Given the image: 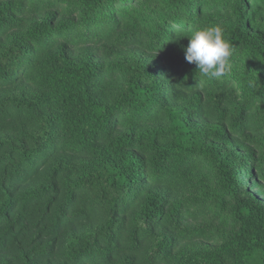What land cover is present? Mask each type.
<instances>
[{
  "label": "trees",
  "instance_id": "trees-1",
  "mask_svg": "<svg viewBox=\"0 0 264 264\" xmlns=\"http://www.w3.org/2000/svg\"><path fill=\"white\" fill-rule=\"evenodd\" d=\"M0 264H264V0H0Z\"/></svg>",
  "mask_w": 264,
  "mask_h": 264
},
{
  "label": "clouds",
  "instance_id": "clouds-1",
  "mask_svg": "<svg viewBox=\"0 0 264 264\" xmlns=\"http://www.w3.org/2000/svg\"><path fill=\"white\" fill-rule=\"evenodd\" d=\"M183 37L189 38V43L184 50L185 59L188 63L196 65L201 77L215 79L226 74L230 68V58L234 48L225 38L221 25L197 27Z\"/></svg>",
  "mask_w": 264,
  "mask_h": 264
},
{
  "label": "rangeland",
  "instance_id": "rangeland-1",
  "mask_svg": "<svg viewBox=\"0 0 264 264\" xmlns=\"http://www.w3.org/2000/svg\"><path fill=\"white\" fill-rule=\"evenodd\" d=\"M249 181L251 182V184H253V179L251 177L249 178Z\"/></svg>",
  "mask_w": 264,
  "mask_h": 264
}]
</instances>
